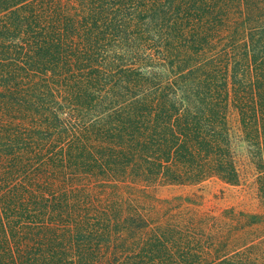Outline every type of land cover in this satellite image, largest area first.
<instances>
[{
	"label": "trees",
	"instance_id": "1",
	"mask_svg": "<svg viewBox=\"0 0 264 264\" xmlns=\"http://www.w3.org/2000/svg\"><path fill=\"white\" fill-rule=\"evenodd\" d=\"M264 0H0V264H264ZM194 200H193V199Z\"/></svg>",
	"mask_w": 264,
	"mask_h": 264
},
{
	"label": "rangeland",
	"instance_id": "2",
	"mask_svg": "<svg viewBox=\"0 0 264 264\" xmlns=\"http://www.w3.org/2000/svg\"><path fill=\"white\" fill-rule=\"evenodd\" d=\"M228 125L239 173L238 184L228 185L217 179H210L195 186H162L154 191L156 198L164 200L178 195H188L195 197V202H198L203 209L221 211L233 208L249 213H264V201L258 196L257 172L248 154L235 111H229Z\"/></svg>",
	"mask_w": 264,
	"mask_h": 264
}]
</instances>
